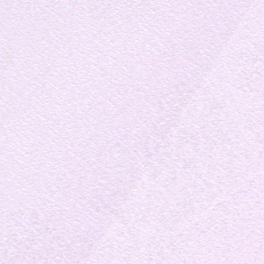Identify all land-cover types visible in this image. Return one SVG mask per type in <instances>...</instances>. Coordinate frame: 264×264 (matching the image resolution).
Segmentation results:
<instances>
[{
    "label": "snow or ice",
    "instance_id": "snow-or-ice-1",
    "mask_svg": "<svg viewBox=\"0 0 264 264\" xmlns=\"http://www.w3.org/2000/svg\"><path fill=\"white\" fill-rule=\"evenodd\" d=\"M0 264H264V0H0Z\"/></svg>",
    "mask_w": 264,
    "mask_h": 264
}]
</instances>
